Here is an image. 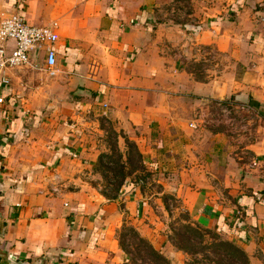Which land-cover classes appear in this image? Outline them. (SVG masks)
Masks as SVG:
<instances>
[{
    "label": "crops",
    "instance_id": "crops-1",
    "mask_svg": "<svg viewBox=\"0 0 264 264\" xmlns=\"http://www.w3.org/2000/svg\"><path fill=\"white\" fill-rule=\"evenodd\" d=\"M256 1L236 0L230 13L251 16L250 5ZM151 3L0 0V12L18 6L34 26L58 24L57 74L32 76L37 89L27 92L18 86L24 77L15 70L3 90L0 264L118 263L114 236L124 223L151 241L146 234L154 219L149 207L153 196L127 184V193L110 200L79 183L78 173L98 157L97 136L104 123L113 124L136 146L157 184L177 194L186 211L195 210L199 227L223 229L238 244L253 242L264 230V183L253 185L247 178L245 187L235 184L240 168L234 161L224 167L222 140L216 136L208 151L206 136L189 127L201 113L202 101L230 95L239 99L244 94L241 80L252 103L264 104V86L259 89L264 78L257 80L254 70L245 69L241 80L233 71L228 84L220 74L197 79L182 67L179 50L194 40L234 52L237 43L224 32L232 24L218 17L210 22L214 32L198 27L192 38L182 28L150 23ZM245 24L253 27L250 21ZM214 61L217 70L218 59ZM34 62L43 67V55ZM92 64L97 65L94 74ZM19 99L28 103L19 105ZM226 171L231 186L228 179L223 181ZM258 175L264 178V169ZM222 189L230 196L220 195ZM155 240L150 242L154 249L165 251L163 237Z\"/></svg>",
    "mask_w": 264,
    "mask_h": 264
},
{
    "label": "rangeland",
    "instance_id": "rangeland-1",
    "mask_svg": "<svg viewBox=\"0 0 264 264\" xmlns=\"http://www.w3.org/2000/svg\"><path fill=\"white\" fill-rule=\"evenodd\" d=\"M151 1L152 3L149 5L150 23L157 24L162 28H182L191 34L192 38L196 37L194 28L204 27L208 32H212L213 28H211L210 22L218 17H222L224 22L232 24V27L225 29L224 32L237 43L234 52L227 48L224 52L216 51L214 45H201L194 40L185 42L182 50H179L178 54L183 56L184 61L182 67L186 71L193 72L197 79L220 74L224 77L225 84H228L232 83V77L236 70L239 72L240 80L243 79L245 69L254 70L256 76L259 77L257 80L264 78V0L251 3V16L247 15L242 18L230 13L232 5L237 4L236 0ZM247 21L252 22V28L245 26ZM216 58L218 59L217 70L222 69L219 72L215 68L214 60ZM245 72L247 73V70ZM15 73L24 77L22 82L18 81V86L22 90L32 92L37 89L36 82L31 80V77H39L42 74L40 71L17 70ZM242 82L241 80L243 85ZM263 82L264 80L260 83L263 84ZM242 85L240 90L244 94L239 99L230 95L223 100L209 98L206 102L202 101L201 106L205 103L202 106V111L199 108L198 112L201 113L196 114V118L193 116L194 126L190 128L198 129L201 138L206 136L208 151L211 150L209 143L212 142L214 145L216 136L222 140L224 167L229 168L233 161L234 164L239 165L238 182L235 179L233 181L241 188L245 187L247 178L252 179L249 182H252L253 185L259 186L260 183H264V178L258 175L259 171L264 169V104L255 105L254 101L252 103L253 96L251 97L249 92L244 91ZM262 86L264 85L259 86V89ZM21 103L26 105L28 102H20L19 99V105ZM102 129V134L97 136L98 140L96 139L99 142L98 157L95 162L86 163L90 166H85L78 173L79 183H84L83 186L88 187L91 192L110 200L117 199L127 184L139 187V190L147 197L153 196L149 201V207L154 219L149 223L151 231L147 230L146 235L149 240L154 241V244L157 241L155 239L163 237L166 244L165 251H158L171 264H195V261L198 264H232L231 253L234 252L224 243L240 248L244 252L248 264H264V230L255 235L253 242L238 244V241H235L233 237L226 235L225 232H220V228L199 227L193 218L195 210L186 211L177 194L168 193L157 184L158 178L152 176L151 169L143 163L142 157L141 161L139 160L136 146L127 143L123 133L115 130L113 124L104 123ZM74 146L73 153L78 155L80 150L77 151L75 144ZM227 174L228 171L223 174V181L228 179V185L231 186L232 177L231 174ZM227 176L228 178H226ZM213 181L214 185L220 183L217 176H213ZM224 189L220 190V195L230 196ZM152 223L153 225H151ZM126 225L136 228L129 223ZM122 226L114 236L118 244L120 258V261L114 264H122L126 257L119 247V241L122 239H119V231ZM123 240L129 252L134 254L131 242L135 244L136 241H132L129 236H125ZM133 256L136 257V253ZM205 258L207 261L204 260ZM241 260L242 258L235 259L234 263L239 264ZM136 264H141L138 258Z\"/></svg>",
    "mask_w": 264,
    "mask_h": 264
},
{
    "label": "built area",
    "instance_id": "built-area-1",
    "mask_svg": "<svg viewBox=\"0 0 264 264\" xmlns=\"http://www.w3.org/2000/svg\"><path fill=\"white\" fill-rule=\"evenodd\" d=\"M262 6V5H261ZM58 24L51 21L44 26L29 23L17 6L0 12V106L4 103L3 90L10 86V75L15 70H38L53 77L57 74L56 50ZM43 55V67L35 59ZM97 65L92 64L91 74ZM106 108V105H103ZM190 127H193L190 125Z\"/></svg>",
    "mask_w": 264,
    "mask_h": 264
},
{
    "label": "trees",
    "instance_id": "trees-1",
    "mask_svg": "<svg viewBox=\"0 0 264 264\" xmlns=\"http://www.w3.org/2000/svg\"><path fill=\"white\" fill-rule=\"evenodd\" d=\"M194 31L196 32V30ZM4 94H5V91L3 92V95ZM127 143H130V142L127 140ZM137 154H138L139 160L141 161V155L139 153ZM141 168L144 169L143 166H141ZM129 188H131V185L126 186V188H124V191L122 193H127ZM219 231L224 232L223 229H219ZM119 234H120L119 239L122 238L119 241V247L122 250V252L126 254V257L124 258V261L122 262V264H136L137 258L138 260H140L141 264H171L170 261L161 252L154 249V247L150 244V242L142 238L138 234V232L135 230V228H133L132 226H127L126 223H124L122 228L119 231ZM125 236H129L132 241H136L135 244H132L131 242V245H132L131 247L134 248L136 257L133 256L135 253L131 254L129 250L127 249L128 247L127 245H125L124 240H123ZM224 245L230 247L231 250L234 252V253H231V256L233 257L232 264H235L234 263L235 259L240 260L241 258L242 260L240 261L239 264H248L246 256L240 248L233 246L229 243H224ZM204 260L207 261L206 258ZM195 264H198V263H196L195 261ZM205 264H208V263H205ZM217 264H220V263H217Z\"/></svg>",
    "mask_w": 264,
    "mask_h": 264
}]
</instances>
